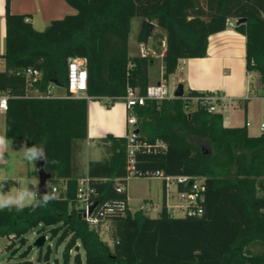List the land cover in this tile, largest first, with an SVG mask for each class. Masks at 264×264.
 <instances>
[{"label":"trees","instance_id":"obj_1","mask_svg":"<svg viewBox=\"0 0 264 264\" xmlns=\"http://www.w3.org/2000/svg\"><path fill=\"white\" fill-rule=\"evenodd\" d=\"M4 1L0 91L9 96L4 133L45 149L47 190L58 189V198L46 207L0 211V239L11 241L7 250L14 242L25 246L24 236L36 230L56 239L57 245L65 243L61 260L52 264H264V135L251 137L245 128H226L220 113L189 110L188 99L203 93L147 100L135 109L138 139L152 147L135 153L136 174L144 178L160 171L203 179L200 217H169L164 188L156 217L128 209L125 191L116 192L119 185L125 187L128 174L124 136L101 138V160L88 162L85 172L81 165L87 100L112 104L123 101L128 88L144 95L149 86L151 57L128 54L132 19L142 21L139 43L146 41L149 22L165 33L164 82L180 60L206 57L208 38L224 31L227 19H245L234 30L245 37L246 70L258 76L264 89V0H64L76 12L51 21L41 32L26 21L27 15L12 14L10 0ZM72 58L85 61L88 75L80 98L66 87ZM27 68L40 74L30 88L27 79L17 75ZM54 87L64 89V95L53 96ZM157 143L165 149L155 147ZM84 176L94 189L96 208L114 206L108 216L109 243L90 229L77 208L76 190ZM253 246L262 250L254 253ZM29 252L27 247L18 264H33L26 260ZM49 253L48 248L44 264H50Z\"/></svg>","mask_w":264,"mask_h":264},{"label":"crops","instance_id":"obj_2","mask_svg":"<svg viewBox=\"0 0 264 264\" xmlns=\"http://www.w3.org/2000/svg\"><path fill=\"white\" fill-rule=\"evenodd\" d=\"M9 11L12 14L27 15L28 22L34 29L38 26L39 29L43 30L51 21L76 12L64 0H10ZM4 14L5 1L0 0V55L5 51ZM150 23L153 25L154 32L150 38L146 39L145 43L138 42L141 19L134 18L131 20L129 32L130 35L133 25L134 41L138 48L137 56L148 55L151 57L152 63L155 59L161 61L159 79L151 80L149 66V86L163 81L162 57L165 52V33L158 29L154 21ZM156 36L157 38H155ZM129 44L128 36V54L133 57L129 53ZM245 48V37L236 32L234 28H226L208 38L206 57L184 60L182 69L176 70L171 76L180 74L177 77V82L182 84L184 94L189 91L199 93L218 91L222 93L227 98L224 107H220L223 126L226 128H245L249 136L259 137L264 135V130H261V125H264V95H262V89L258 85V76L256 74L251 78L246 76ZM1 70H3V61L0 59ZM96 100L99 99L87 100V137L101 139L106 135L124 136L126 124L124 127L121 120V117H125L126 114L124 104H115L112 109L107 110L98 106ZM0 134H4V112L1 111ZM19 142H23V140H15L14 147H18ZM18 154V152L6 154L12 164L11 170L5 169L0 172V176L8 177L6 188L14 187V181L17 177L23 178L26 182L34 181L31 176V169L24 160L20 159V156L18 158ZM4 167L0 164V168ZM171 199L165 198V201L170 203V201L172 202Z\"/></svg>","mask_w":264,"mask_h":264},{"label":"built area","instance_id":"obj_3","mask_svg":"<svg viewBox=\"0 0 264 264\" xmlns=\"http://www.w3.org/2000/svg\"><path fill=\"white\" fill-rule=\"evenodd\" d=\"M28 21V19H26ZM237 20L227 19L225 22L226 28H234ZM184 60H180L177 64V70H181ZM17 75H23L27 79V87L30 88L39 78L38 71L27 68L17 72ZM253 72L247 71L246 76L251 78ZM67 91L75 98L82 97L87 90L88 75L85 68V61L80 58H72L67 65ZM176 89V88H175ZM169 91L167 82H159L155 85H150L146 88L144 95H139L137 90L128 88L126 95L123 98L125 107V124L126 133V153L128 157L127 171L125 178L141 177L136 174L134 166V155L138 151H150L152 147L148 144L142 143L138 139L137 117L135 109L143 106L147 100H173L176 99L174 91ZM9 96L0 91V111L5 112L7 109V100ZM183 98V97H182ZM189 101H193L196 107H199L208 113H220V107H224L227 98L220 92L214 91L211 93H203L198 96L190 97ZM261 130H264V125H261ZM155 147L165 149L163 143H157ZM144 178H155L161 180L165 191V198L168 199L170 188L173 187L178 195V203L170 204L165 201V209L171 218H185V217H200L203 214L202 203L204 201L205 186L203 179L192 178L189 176H167L160 171L152 174H146ZM58 193L57 187H52ZM51 189V190H52ZM125 191L123 185H119L116 189L117 193ZM94 189L90 187L89 180L86 176L81 178L78 182L76 190V201L80 208V213L83 215L90 229H94L100 235L108 237L110 230V222L108 216L113 214L114 206L106 204L100 208H95L89 213L88 209L94 203L92 197ZM147 206V205H146ZM123 208V204L120 205ZM142 210V209H141ZM144 211V210H143ZM145 212V211H144Z\"/></svg>","mask_w":264,"mask_h":264},{"label":"rangeland","instance_id":"obj_4","mask_svg":"<svg viewBox=\"0 0 264 264\" xmlns=\"http://www.w3.org/2000/svg\"><path fill=\"white\" fill-rule=\"evenodd\" d=\"M159 29V28H158ZM35 30L37 31H43V29H39V27H35ZM154 28L150 30L149 32V38L153 34ZM157 38V36L155 37ZM129 53L132 56H137V45H135L134 41V31H133V25H132V32L129 35ZM160 63L161 61L158 59H155L150 65V76L151 80H156L160 78L161 70H160ZM180 74L177 73L176 76H171L168 79V89L169 91H172L175 89L179 84L177 82V77ZM253 81V80H252ZM251 81V82H252ZM182 85V84H181ZM53 96H63L64 95V89L60 87H54L51 90ZM262 95H264V89H262ZM96 104L100 107H104V109L110 110L112 107L116 105H121V103L124 104L123 101H117V103L109 104L105 99H99L95 101ZM108 103V104H107ZM188 109L194 110L196 108V105L194 102L189 101L188 102ZM122 125L125 127V117H121ZM126 129V127H125ZM21 142H19L20 144ZM83 152L81 154V165L83 167L84 172L86 171V165L90 161H99L101 160L103 156L102 147L100 145V138L93 139V138H86V141L83 143ZM18 154V158H19ZM26 165L29 166L31 169V176L34 181H37V178L35 175V165L29 164L25 162ZM82 171V170H81ZM125 193H126V204L130 211H136L139 209L144 210L148 216L150 217H156L161 209L162 201H163V184L161 180L155 179V178H138L133 177L129 178L126 181L125 185ZM171 199L170 204H177L178 201V195L173 187L170 188V194L168 196V199ZM169 203V202H168ZM147 205V206H146ZM77 208H79V205H77ZM80 209V208H79ZM40 236L36 230H32L28 232L24 237L27 240V243L25 246H20L18 242H14V246L12 249L7 250V246L11 243L10 239L7 237H3L0 239V264H18L21 259L19 258V255L27 249V247H30V252L28 256L26 257V260L31 261L33 264H44L43 257L49 248V262L52 264L55 260L60 261L62 258V253L64 250L65 243H62L60 245H57L56 239H50L49 236H46V240L44 242V245L42 248H37L33 245V242L37 239V237ZM102 238L109 243V239L106 237V235H102ZM252 252H260L262 248L260 246H253L250 248ZM14 252V253H13ZM79 253L81 255V258L84 259V253L83 250L80 249ZM74 255V251L71 252L70 256ZM41 256L40 260L39 257Z\"/></svg>","mask_w":264,"mask_h":264},{"label":"clouds","instance_id":"obj_5","mask_svg":"<svg viewBox=\"0 0 264 264\" xmlns=\"http://www.w3.org/2000/svg\"><path fill=\"white\" fill-rule=\"evenodd\" d=\"M12 152H18L20 159L35 166L37 161H45L47 163V153L42 146L36 144L29 146L27 141H23L18 147H14V141L4 133L0 134V164L5 167L0 168V172L5 169L11 170V160L7 158L6 154ZM36 171H38L37 168ZM7 182L8 177L0 176V211L13 208L17 211H22L29 206L33 208L46 207L50 202L58 198L54 188L51 191L47 190V184L46 190L41 192L38 180L26 182L23 178L17 177L14 181L15 186L11 188H6Z\"/></svg>","mask_w":264,"mask_h":264},{"label":"water","instance_id":"obj_6","mask_svg":"<svg viewBox=\"0 0 264 264\" xmlns=\"http://www.w3.org/2000/svg\"><path fill=\"white\" fill-rule=\"evenodd\" d=\"M244 22L245 19H239L236 21V25ZM152 28H153L152 23L149 22L146 24V28H145L146 39L149 38V32L150 30H152ZM183 94H184L183 87L181 84H179L174 91V96L175 98H182ZM36 168L38 169V171H36ZM35 171L37 174V180L39 181V188L41 192H43L46 190V184L50 179V175L44 171V161L36 162ZM95 206L96 204H93L91 207H89L88 212L90 213L95 208ZM45 240H46V235L42 234L37 237V239L33 242V245L40 249L44 245Z\"/></svg>","mask_w":264,"mask_h":264}]
</instances>
